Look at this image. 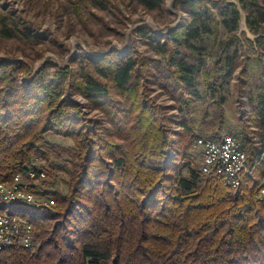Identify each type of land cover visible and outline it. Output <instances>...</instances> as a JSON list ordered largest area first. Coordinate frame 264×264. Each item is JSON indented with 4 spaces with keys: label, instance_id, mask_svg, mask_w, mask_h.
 <instances>
[{
    "label": "trees",
    "instance_id": "1",
    "mask_svg": "<svg viewBox=\"0 0 264 264\" xmlns=\"http://www.w3.org/2000/svg\"><path fill=\"white\" fill-rule=\"evenodd\" d=\"M131 1L149 10H160L165 2ZM237 1L175 0L188 20L172 28L165 42L147 41L160 58L113 48L78 58L75 70L55 65L49 71L46 63L28 82L18 75L28 70L26 62L1 59L0 181H13L42 158L48 179L36 193L54 203L16 202L25 207L17 214L34 226L33 241L0 250V264H264V200L255 196L262 170L245 176L235 192L218 174L193 169L179 145L170 156L164 107L143 100L140 92L150 62L171 97L182 98L186 91L198 97L197 77L213 75L216 85L205 81L204 91L215 97L213 117L222 125V89L241 66L242 90L264 136V0ZM239 6L257 35L245 39L249 53L239 47ZM10 13L0 11L3 36L37 38L29 21L20 23ZM206 35L214 36L215 49L208 72L196 43ZM66 87L104 112L108 124L86 119L82 105L64 97ZM182 125L191 131V120ZM242 141L253 158L249 141ZM54 170L67 175L65 189L48 181Z\"/></svg>",
    "mask_w": 264,
    "mask_h": 264
},
{
    "label": "rangeland",
    "instance_id": "2",
    "mask_svg": "<svg viewBox=\"0 0 264 264\" xmlns=\"http://www.w3.org/2000/svg\"><path fill=\"white\" fill-rule=\"evenodd\" d=\"M174 1L165 0L162 9L149 10L131 0H104L99 6L92 0H0V11L3 14L11 12L10 15L20 23L29 21L32 25L31 32L37 37L28 40L17 36L6 37L0 33V62L1 59L26 62L29 65L28 70H22L18 75L20 81L28 82L46 63L50 64L49 71L55 65L75 70L78 58L101 56L113 48L118 49L121 54L132 53L139 57L160 58L161 55L156 53L147 41H152L153 44L156 40L165 42V36L172 28L188 20V14L176 6ZM233 2L238 3L237 0ZM239 9L241 14L237 31L239 47L245 53H249L250 45L245 39L254 41L257 35L253 34L246 24L245 10L240 6ZM260 34L264 36V32ZM196 43L202 47L197 53L198 57L205 60L208 72L215 60L214 36H203ZM261 58L264 62L263 54ZM158 73L154 62L148 64L147 71L145 69L142 71L140 92L143 100L148 99L153 104L164 107L162 126L169 143V155L176 156L175 146L179 145L183 151L181 157L186 156L190 160V166L200 171L201 153L193 145L194 132L209 135L220 131L218 128H221V124L213 117L212 105L215 97L204 91L208 86H205V81L216 85L217 80L213 75L206 78V75L201 73L197 77L198 91L201 95L193 97L186 91L182 98H177L171 97L165 81L159 79ZM241 79L239 66L227 87L222 89L225 94V102L222 105L223 117L227 121L224 132H235L241 139L249 141L250 149L253 148L254 152L253 160H257L258 149L255 144L258 142L264 147V136L254 120V108L242 90ZM64 97H69L82 105L81 109L86 119L101 120L103 124H108L104 112L88 106V100L74 93L69 87H66ZM206 110L208 114L205 117ZM184 119L191 120L192 129L189 132L182 125ZM212 122L216 125L213 126ZM50 138L66 146L74 145L70 138L62 135H51ZM33 162L40 167L47 165V162L39 157L33 159ZM49 176L51 177L48 181H58L62 189L66 188L62 180L63 177L67 178L64 172L54 170ZM43 184L44 181L41 185ZM0 206L2 209H12L15 213H22L25 210V207L18 203L11 204L1 199Z\"/></svg>",
    "mask_w": 264,
    "mask_h": 264
},
{
    "label": "built area",
    "instance_id": "3",
    "mask_svg": "<svg viewBox=\"0 0 264 264\" xmlns=\"http://www.w3.org/2000/svg\"><path fill=\"white\" fill-rule=\"evenodd\" d=\"M194 133L193 145L201 153L199 169L203 174H218L225 185L237 192L245 176L252 177L261 169V181L255 196L264 200L263 145L256 142L258 159L253 160L242 139L232 132L217 131L213 135H202L197 131ZM46 177V170L34 162L28 166L26 173H19L13 181H0V199L11 204L26 202L49 206L54 200L36 193V186H42ZM34 232L31 222L12 209H2L0 206V250L10 246L31 245Z\"/></svg>",
    "mask_w": 264,
    "mask_h": 264
},
{
    "label": "crops",
    "instance_id": "4",
    "mask_svg": "<svg viewBox=\"0 0 264 264\" xmlns=\"http://www.w3.org/2000/svg\"><path fill=\"white\" fill-rule=\"evenodd\" d=\"M227 125V121H226V119L224 120V122H223V124L221 125V128H218V130H220V131H224V126H226ZM209 131V130H208ZM215 132H213V133H210L209 135H213Z\"/></svg>",
    "mask_w": 264,
    "mask_h": 264
}]
</instances>
